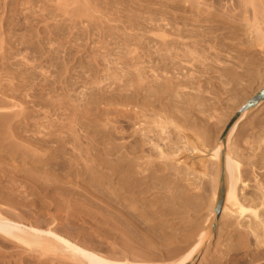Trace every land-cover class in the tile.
<instances>
[{"label":"bare ground","instance_id":"1","mask_svg":"<svg viewBox=\"0 0 264 264\" xmlns=\"http://www.w3.org/2000/svg\"><path fill=\"white\" fill-rule=\"evenodd\" d=\"M10 1L0 0V7L9 6L12 16L18 17L16 2ZM114 1L104 0L102 6L101 0H81V7L69 16L70 31L88 12L85 27L99 29V50L104 53L88 52L89 63L99 65L102 56L107 65L122 68L104 69V80H91L89 85L95 88L83 104L67 95L39 103L50 112L68 110L62 122L46 120L49 112L43 118L39 112L33 115L25 101L11 103L20 82H33L35 76L28 69L14 74L8 63L0 65L7 80H20L16 88L0 86V163L3 156L18 163L11 170L6 168L9 164H0L6 174L0 178V248L20 244L40 258H60L62 264H191L202 246L205 255L210 250L216 211L220 226L216 250L201 264H264V113L238 135L248 114L264 105V82L243 96L238 119L222 122L220 142L209 131L213 117L206 113L213 108L202 96L211 92L200 90L199 79L190 73L198 64L205 66L204 50L217 33H245L247 26L260 33L256 15L263 14L264 0L237 2L253 10L251 24L246 25L236 19L241 7L233 4L224 10L221 0H212L211 6L205 5L210 0L167 2L164 9L148 11L149 18ZM34 2L26 0L24 4L30 5L26 9L31 10ZM116 4L122 6L115 12ZM40 9L45 13L33 11L38 19L32 26L44 23L50 29L47 20L55 15L44 3ZM113 15H120L118 21ZM88 30L82 33L86 41ZM107 39L114 41L117 53L108 52ZM2 43L1 39L0 51L4 49L9 61L18 51L11 43L6 50ZM23 44L47 62L53 59L55 52L51 47L46 52L40 38L34 43L28 37ZM112 55L114 62L108 58ZM21 60L32 67L25 57ZM54 68L60 77L71 72L63 62ZM211 73L225 79L220 80L223 86L242 76L235 69L208 66L206 74ZM68 83L74 87L77 82L66 79ZM45 87L55 90L54 82L41 90ZM102 105L125 110L113 120L101 113ZM130 126L133 130L127 133ZM7 173L13 174L10 186H2ZM13 177L24 185H13ZM41 199H46V213L41 212ZM79 221L95 226L83 233V240L70 231Z\"/></svg>","mask_w":264,"mask_h":264},{"label":"rangeland","instance_id":"2","mask_svg":"<svg viewBox=\"0 0 264 264\" xmlns=\"http://www.w3.org/2000/svg\"><path fill=\"white\" fill-rule=\"evenodd\" d=\"M26 0H11L10 2H16L17 5V13L19 16L15 17L12 16V13L9 11L10 7L5 6L3 9L0 7V41L2 39V44L6 50H9L10 43L13 44V46L17 49L18 53L20 55L18 56L16 54H12L13 57L9 61H7L8 58H6L8 55L3 54L4 49L0 51V65L3 66V64L11 67V71L16 74L18 73L17 69H28V72H32L34 74V81L30 82L25 81L24 83L20 81L19 79L15 78L14 80L12 78H9L8 80L5 78V72L3 71L2 75L0 74V86L4 88L9 87H17V84L21 85V87L17 90L19 92L15 93L16 100L11 101L12 102H21L25 101L27 102L28 110L33 113V115H39L40 118L44 117L45 112H49L46 118V120H52L57 122H62L64 119L65 114L68 113V110L63 108L62 110H58L56 112H50L47 111L46 107L40 106L39 103L43 102H50V101H56V100H62L64 96H69L72 100H78V104H83L85 100L89 97L87 94H90L91 88H95L93 85H89L91 80H93L95 77H98L97 79H103L105 75L107 74L104 69H110L111 72L114 70H117V72L120 71L119 68H122V66L115 65V64H108L103 61L102 56L98 58L99 65H95L90 62V57L88 55V52H95L98 54H103L104 50H99L100 43H98L100 38L99 29L93 28L91 31L88 30L85 25L90 21L89 15L90 12L86 14V17L81 19H76L78 21V28L74 30H68V26L70 25L69 16L70 14L81 7V0H34V5L32 6L31 10L26 9L29 8L30 5H25ZM59 1V2H58ZM103 2L102 6H105L104 0H101ZM113 4L115 2L114 0H110ZM124 4L130 5L131 12L136 11L135 14H138L139 12L144 13L145 18H149V14H147L148 11L153 10L157 11L159 8H163V6H166L167 2H176L177 0H121ZM204 0H202L203 2ZM206 1V0H205ZM208 1V0H207ZM21 3V5L19 3ZM61 2V3H60ZM212 0L207 2V4H204L206 6H211L214 4H211ZM222 2V3H221ZM220 5L223 6L224 10L227 8V10L233 8V4H237V2H241L240 0H221ZM23 3V4H22ZM43 3L45 7H47V10L52 12V15L54 13V18H49L47 20V24L50 27V29H47L46 25L44 23H39L38 27L35 28V20L38 18L36 15L41 14V6H43ZM61 5H59V4ZM231 4V5H230ZM241 8V12L239 8L236 9L235 13H238L236 16V19L241 24H251V20L253 17V10L250 6H245V8L242 7V4H237ZM121 6L119 4H116L114 6L115 12L117 10H121ZM229 6L231 8H229ZM40 7V8H39ZM145 8V10H144ZM61 9V10H60ZM37 10V11H35ZM29 11V14H27ZM35 12L36 15H33L32 12ZM64 11L68 12V14H65ZM168 11V10H167ZM146 12V13H145ZM45 13V12H44ZM42 13V14H44ZM260 13V12H256ZM22 14V15H21ZM124 14H127V12H124ZM24 15V16H23ZM147 15V16H146ZM98 16V15H97ZM120 15L111 16V18H114V20L118 21ZM257 23L259 24V32L256 33L253 29H248V26L245 28V33H217V37L212 40L209 44L206 45V48L204 50V54L208 58V60L204 63L205 66L198 64L197 67L190 70V73L193 75L195 80L199 79L198 86H201L200 90L209 91L211 93L209 94H202L204 98L208 101V103L212 106V110L210 114L213 119L208 120V125L210 126L211 130V136L215 139L217 138L220 142L222 141V133L224 131V128L221 129L222 122L227 120V124L234 121L236 118L238 119L240 114L238 112L240 111L241 106H238V104L242 103L243 96L245 94H248L249 96L256 92L259 88L261 83L264 82V72L262 71L264 68V12L261 15L257 14ZM12 18L11 21H7V19ZM53 19V20H52ZM10 20V19H9ZM31 22V27L28 22ZM59 22V23H58ZM10 23V24H9ZM120 27H122V24L116 23ZM127 26V24H125ZM39 29V30H38ZM87 33H90V40L86 41V38L82 35L84 33L83 31H87ZM49 31L50 34H49ZM86 33V32H85ZM127 33H131L130 30L127 31ZM28 37L33 38V42H37V39L40 38V40H43L45 44V51L48 52L50 50L54 51L55 54L53 55V59L50 62H47L45 60V57H40L35 52L31 51V48L28 45H20L22 41H25ZM73 40V41H72ZM108 43L107 50L108 52L117 53L119 50L117 49V46L114 44V41H110V39H107ZM52 44V45H51ZM87 44V45H86ZM49 47H51L50 50ZM79 48V52L77 53L75 48ZM209 47V48H208ZM101 51V52H99ZM11 52V51H10ZM23 52V53H22ZM14 53V52H13ZM45 56V55H44ZM71 58H70V57ZM72 56L74 58H72ZM22 57H25V59L29 62L28 64L32 66L31 69L28 66H23L24 60H21ZM69 57V58H68ZM110 59V62H114L115 56L112 55L111 57H108ZM113 58V60H112ZM15 59V60H14ZM104 63H103V62ZM64 63L66 66L71 67V72L64 74L63 76H59L57 70L54 68L55 63ZM207 65V66H206ZM109 66V67H108ZM208 66H212L217 70H232L235 69L236 72H239L242 74L240 77L231 78L228 80V84L226 86H223L222 81L225 79H219L218 74L211 73L209 75L206 74V68ZM14 68V69H13ZM43 69V71H42ZM10 70V68H9ZM8 70V71H9ZM56 70V71H55ZM108 73H111V72ZM186 70L184 69V72ZM45 72V73H44ZM209 73V71H208ZM263 78V79H262ZM70 81L71 83L77 82L74 84V87H71L70 84H65V81ZM13 80V81H11ZM47 80V82H46ZM104 80V79H103ZM12 82V85H10V82ZM50 84V82H54V88L55 90H49L48 87H45V90L42 91L41 87H44L46 83ZM85 83H87L85 85ZM85 86V87H84ZM102 86V84H101ZM90 90V91H89ZM187 94L193 95L195 94V91L192 90H186ZM86 95V96H85ZM85 97H87L85 99ZM22 98V100H21ZM72 105V104H71ZM101 113L105 116L106 113L109 114V118L118 117L119 114H122V111L125 109H122L121 107H104L103 105L100 107ZM106 108V109H105ZM118 108L120 109V113L118 111ZM115 111L113 112L112 110ZM122 110V111H121ZM63 111V112H61ZM97 113L100 112V110L96 111ZM118 112V114H117ZM63 113V114H62ZM100 113V114H101ZM264 113V105H261L259 108L254 109L251 111L247 119L243 121V123L240 125L238 135L248 128L249 124L258 119L262 118V114ZM99 114V115H100ZM112 114V115H111ZM113 116V117H112ZM116 119V118H115ZM46 120H43L45 122ZM122 119H119V121ZM206 122V119L204 120ZM221 122V123H220ZM121 123V122H119ZM111 125L115 126L117 130L121 131V129L118 128V125L116 122H112ZM76 129H79V127H76ZM127 130V128H126ZM132 127L130 126L127 130L128 132H131ZM79 133L82 136H85V132L82 130V128L79 129ZM126 140H129L127 137ZM85 141V140H84ZM125 142V140H118L117 143ZM86 142V141H85ZM3 156V155H2ZM4 160V163L9 164V166H6L8 170L13 169L15 166H18L17 162L10 161L6 156H3L1 158ZM208 160V159H207ZM3 161H1V165L4 166ZM263 171V170H262ZM261 171V172H262ZM8 175L6 178H4V181L1 183L2 186H10V183L8 181L10 176H13V174L7 173ZM6 175L4 172L0 170V178ZM12 178V177H11ZM14 178V177H13ZM18 178L13 179V185H24L19 181ZM205 178V183H207L208 188L210 187V180L209 178ZM206 185V186H207ZM222 185L224 187V184L222 182ZM253 183L250 182V188L252 189ZM192 188V187H191ZM30 189L28 188V191ZM32 192V191H31ZM33 193V192H32ZM35 199V197H33ZM27 200L32 201V196H29ZM40 205L42 206V213H46V204L43 205V203L46 201V199H41ZM33 213L35 214V209L31 208ZM17 212V211H16ZM51 213H54V210H50ZM215 213V221L212 222V238H211V244H210V250L207 251V254L205 255L206 246H202L200 250V254L198 255L197 259H195L191 264H201V261L203 257L208 256L209 258L216 250V242H217V236H218V230L220 228L219 223L217 222V213ZM198 218V217H197ZM199 221V219H197ZM95 228L94 224L92 222H89V224L77 222L75 226L70 230L72 233H74L76 236L79 235L81 237L83 233L90 232L91 229ZM84 236V235H83ZM83 236L80 238L83 240ZM213 237H215L213 242ZM1 242V241H0ZM213 244V245H212ZM207 245V244H206ZM207 246V247H208ZM224 249V247H222ZM204 261V260H203ZM63 261L60 258H54V257H44L40 258L38 257L37 252H30L26 251L25 247H23L20 244H5L3 248H0V264H62ZM190 264V263H189Z\"/></svg>","mask_w":264,"mask_h":264}]
</instances>
